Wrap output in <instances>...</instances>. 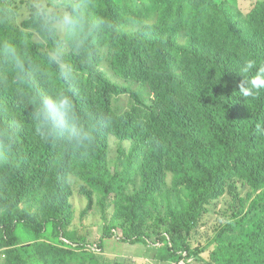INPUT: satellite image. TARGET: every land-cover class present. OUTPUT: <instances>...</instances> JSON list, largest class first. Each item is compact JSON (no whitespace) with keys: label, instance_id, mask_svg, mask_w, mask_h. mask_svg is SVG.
I'll return each mask as SVG.
<instances>
[{"label":"trees","instance_id":"trees-1","mask_svg":"<svg viewBox=\"0 0 264 264\" xmlns=\"http://www.w3.org/2000/svg\"><path fill=\"white\" fill-rule=\"evenodd\" d=\"M91 1L77 51L32 0H0V45L24 58L21 71L0 55L4 264H124L103 255L113 238L147 247L154 264H264V86L247 97L239 87L264 66V0L248 13L238 0H148L139 20L138 0ZM134 21L139 31L122 29ZM58 95L86 139L37 131V105ZM73 178L81 215L98 209L104 221L95 245L69 229ZM227 197L226 221L194 247L202 217Z\"/></svg>","mask_w":264,"mask_h":264},{"label":"rangeland","instance_id":"rangeland-1","mask_svg":"<svg viewBox=\"0 0 264 264\" xmlns=\"http://www.w3.org/2000/svg\"><path fill=\"white\" fill-rule=\"evenodd\" d=\"M256 0H238V6L244 13H248L254 6ZM32 2H35L37 5L41 6L43 9H51L52 12H56L59 15H64L66 13V7L64 6V2L73 4H86L90 5L91 0H32ZM143 5L146 6V8H149V1L148 0H138L135 8H136V20H139L140 18L145 19L147 17L148 11L146 9H143ZM21 15L20 19L27 14V8L26 6H22V9L20 11ZM126 20H128V15H125L124 17ZM19 23V21H16ZM102 18H97L96 24L99 28L104 27ZM142 26H139L137 21L134 22H127L125 25L122 26V29L127 32H136L141 29ZM60 30V29H59ZM65 32L60 30V35L63 37ZM126 102V97H123L122 103ZM72 182L74 183V196L72 200L70 201V204L72 205V211H73V221L72 225L69 227L70 230H77L78 234L85 235L87 234V239L90 243H93L95 245L96 241L99 240V238L102 237L103 234V226L104 221L101 216V213L98 209L91 210L86 215H81L83 210L86 208L88 202L86 200V197L84 196L81 182L77 179H72ZM162 183L158 187L161 189ZM232 204V199L230 197L222 199L218 204L213 207V210L202 217L199 227L201 226L199 233L195 236V238L192 240V244L194 247L197 246L198 243L201 245H206L208 242V239L212 238L214 235V231L219 225V223H223L226 221L227 217H225V212H230V205ZM19 236L23 237L25 240L28 239V236L24 233L21 226L18 227L17 230ZM120 235V231H117ZM147 250L148 248L137 244L134 246L122 244L118 242L117 239H109L106 244L105 251L103 252V255L110 259L111 262H119L127 264L128 262H131L133 264H154L153 262H150L149 256H147ZM4 252L0 251V264H4L5 257L2 255ZM211 250H207L201 253V257L205 261H209ZM199 264H206L205 262H201Z\"/></svg>","mask_w":264,"mask_h":264},{"label":"clouds","instance_id":"clouds-1","mask_svg":"<svg viewBox=\"0 0 264 264\" xmlns=\"http://www.w3.org/2000/svg\"><path fill=\"white\" fill-rule=\"evenodd\" d=\"M256 2V1H255ZM72 11L64 15H57L51 9L43 10V21L45 25L55 31L57 28L65 32L67 39L73 47L79 51L85 43L86 26L88 20L81 9L80 4L70 5ZM0 55L14 62L19 70L24 68V58L18 53L16 47L11 43L0 45ZM51 59L60 62V52L56 50L51 53ZM252 68L249 62L241 69V74ZM264 86V66H262L255 77L240 82L244 96H252L255 90ZM37 131L45 138L67 137L79 142L86 139L82 133H77L73 128L74 114L71 100L66 95H58L54 98H44L37 105L34 113Z\"/></svg>","mask_w":264,"mask_h":264}]
</instances>
